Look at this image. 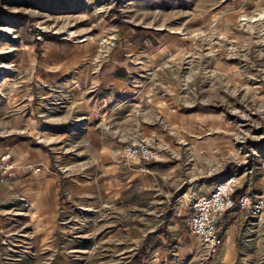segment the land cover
<instances>
[{
	"label": "rangeland",
	"instance_id": "obj_1",
	"mask_svg": "<svg viewBox=\"0 0 264 264\" xmlns=\"http://www.w3.org/2000/svg\"><path fill=\"white\" fill-rule=\"evenodd\" d=\"M124 44L130 76L177 104L176 125L171 112L153 119L168 144L141 133L127 141L163 147L170 166L131 183L134 175H119V195L94 208L63 194L68 212L53 226L3 231L0 264H130L144 241V264H234L208 259L184 232L194 201L227 176L264 197V0H0V137L23 136L25 114L40 107L46 51L64 46L99 66ZM91 165L55 168L67 176ZM257 219L236 264H264V215ZM161 244L169 250L154 251Z\"/></svg>",
	"mask_w": 264,
	"mask_h": 264
},
{
	"label": "crops",
	"instance_id": "obj_2",
	"mask_svg": "<svg viewBox=\"0 0 264 264\" xmlns=\"http://www.w3.org/2000/svg\"><path fill=\"white\" fill-rule=\"evenodd\" d=\"M76 48L80 53L84 47ZM121 50L123 54L119 59L114 55L99 66L91 65V60L81 54H67L64 46L45 52L36 75V82L42 88L40 107L31 106L25 114L23 136L0 137V157L10 154L17 167L15 177L0 185V255L4 230L15 226L40 228L56 224L59 216L68 212L67 206L61 207L63 194L81 195L88 199L89 207L94 208L109 195H119V175H134L127 180L131 183L134 178L141 180L161 174L164 167L170 166L166 153L163 161L148 165V173H141L124 160L125 142L139 136L137 134L156 135L167 143L153 119L171 112V124L176 125L177 104L176 99L163 98L144 81L131 77L134 71L126 59L128 45L124 44ZM151 54L147 63L150 68L154 65ZM177 125L180 127L181 124ZM53 147H75L80 153L62 156L59 151L54 153ZM59 160L67 166H77L83 160L93 165L85 173L64 176L55 168ZM239 192L240 195L247 193L240 189ZM180 218L177 217V221ZM259 219L238 209L226 213L218 225L222 243L213 260L236 264L241 236L251 229L253 221ZM171 234L166 230V236ZM184 236L197 241L188 235L187 225ZM143 243V253L148 258L147 243ZM169 248L161 244L154 251L158 253Z\"/></svg>",
	"mask_w": 264,
	"mask_h": 264
},
{
	"label": "built area",
	"instance_id": "obj_3",
	"mask_svg": "<svg viewBox=\"0 0 264 264\" xmlns=\"http://www.w3.org/2000/svg\"><path fill=\"white\" fill-rule=\"evenodd\" d=\"M124 160L141 173H148V165L159 163L165 158V150L153 145L143 137L125 142ZM16 163L10 154L0 157V185L12 180L16 173ZM36 171H40L36 168ZM239 179L229 176L218 181L212 191L199 198L191 208L187 219L188 235L197 240L208 259L214 258L221 246L218 225L231 210L248 212L253 218L264 215V197L252 198L251 195L238 194Z\"/></svg>",
	"mask_w": 264,
	"mask_h": 264
},
{
	"label": "trees",
	"instance_id": "obj_4",
	"mask_svg": "<svg viewBox=\"0 0 264 264\" xmlns=\"http://www.w3.org/2000/svg\"><path fill=\"white\" fill-rule=\"evenodd\" d=\"M144 247H145V244L143 243V245L140 247L138 253L134 256L130 264H144L145 263V261L147 260V257L143 253Z\"/></svg>",
	"mask_w": 264,
	"mask_h": 264
}]
</instances>
